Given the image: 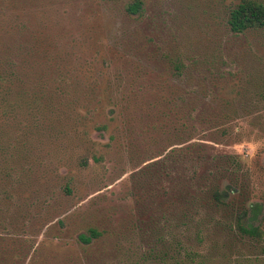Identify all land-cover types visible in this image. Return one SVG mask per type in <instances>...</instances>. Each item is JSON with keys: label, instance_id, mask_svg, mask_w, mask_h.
I'll use <instances>...</instances> for the list:
<instances>
[{"label": "rangeland", "instance_id": "rangeland-1", "mask_svg": "<svg viewBox=\"0 0 264 264\" xmlns=\"http://www.w3.org/2000/svg\"><path fill=\"white\" fill-rule=\"evenodd\" d=\"M129 1L0 0V41L43 42L48 55L75 60L68 66L74 83L100 88L117 75L128 78L133 61L147 60L155 49L144 43L149 38L172 53L180 47L185 55H213L228 70H248L253 58L264 63V31L235 35L225 25L226 6L238 0H143L144 16L133 21L124 10ZM108 120L43 118L48 130L30 137L19 129L28 118L12 124L11 142L26 144L0 151L8 159L0 160V264H264V212L254 219V233L214 228L196 235L178 228L165 243L151 229L139 230L131 181L141 160L119 135L110 140L115 123L96 128ZM242 131L246 141L230 148L241 152L252 199L264 207V133ZM93 153L102 159L82 167L81 158ZM92 225L105 235L80 243L79 233Z\"/></svg>", "mask_w": 264, "mask_h": 264}, {"label": "trees", "instance_id": "trees-1", "mask_svg": "<svg viewBox=\"0 0 264 264\" xmlns=\"http://www.w3.org/2000/svg\"><path fill=\"white\" fill-rule=\"evenodd\" d=\"M124 10L132 21L140 19L144 1H129ZM225 14L231 34L264 31V0L232 2ZM145 42L155 47L147 60L133 61L128 78L117 75L100 88L74 83L68 66L75 60L48 55L43 42L0 41V151L25 146L11 142L17 118L30 120L19 127L30 137L48 130L43 118L106 116L109 120L96 128L109 130L115 123L110 140L119 135L122 146L141 160L131 181L140 204L139 230L151 229L155 240L165 243L178 228L196 235L214 228L257 232L254 219L264 207L252 199L241 152L230 147L246 141L245 126L264 133V63L253 58L248 70H228L219 68L213 55H185L180 47L172 53L150 38ZM155 62L161 68H150L148 63ZM101 159L93 153L80 164L88 167ZM0 160L8 161L2 153ZM145 201L149 206H143ZM105 233L88 226L78 241L92 245Z\"/></svg>", "mask_w": 264, "mask_h": 264}]
</instances>
